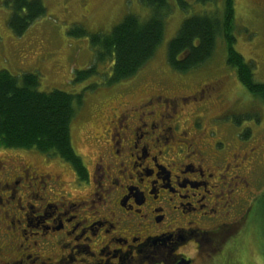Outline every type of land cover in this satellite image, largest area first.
I'll list each match as a JSON object with an SVG mask.
<instances>
[{
    "label": "flooded vegetation",
    "instance_id": "1",
    "mask_svg": "<svg viewBox=\"0 0 264 264\" xmlns=\"http://www.w3.org/2000/svg\"><path fill=\"white\" fill-rule=\"evenodd\" d=\"M206 91L126 102L92 137L96 156L79 154L83 171L10 165L0 145V264H230L237 240L217 237L252 218L260 152L224 140L218 120L184 119Z\"/></svg>",
    "mask_w": 264,
    "mask_h": 264
},
{
    "label": "rangeland",
    "instance_id": "2",
    "mask_svg": "<svg viewBox=\"0 0 264 264\" xmlns=\"http://www.w3.org/2000/svg\"><path fill=\"white\" fill-rule=\"evenodd\" d=\"M10 1L0 0V70H8L15 76L38 73L41 77L40 91L60 90L83 98L80 114L72 125L73 144L78 154L89 160L96 156L92 137L104 132L111 115H117L120 112L117 109H123L126 102L128 107L135 106L152 94H162L163 90L164 94L172 97H194L205 88L208 91L199 103L208 101L206 110L196 109L199 105L192 102L189 108L181 110L186 116L184 119H190L188 115L193 112L196 116L203 114L205 124L212 119L218 120L215 127H223L220 134L224 140L231 138V141L245 145L242 149L257 147L260 165L255 169V186H251V190L253 201L262 197L264 102L239 82L235 70L228 65L225 43L219 42L213 57L190 74L175 72L166 57L169 42L177 36L187 19L214 12L221 16L224 0L206 5L186 0L188 7L185 8L172 2L163 44L137 76L119 84L109 83L114 63H98L90 38L76 37L73 32L83 27L93 35L108 34L127 15L146 19L151 12L143 5V0H44L47 14L36 20L22 36H17L10 27ZM263 1L235 0L233 33L235 49L253 65L255 79L259 83H264V13L258 6ZM91 68L94 72L89 75L87 70ZM83 73L87 78L82 80ZM225 112L228 115L222 118ZM242 153L246 151L242 150ZM3 156L13 158L10 165H17L16 160H25L31 166L46 167L43 160L47 155L37 151L5 148ZM51 158L69 166L57 157ZM255 207L251 223L242 228L238 224L231 225L217 237V241L228 243L236 239L237 255L244 264H264V211L257 205ZM205 264L213 263L208 261Z\"/></svg>",
    "mask_w": 264,
    "mask_h": 264
},
{
    "label": "trees",
    "instance_id": "3",
    "mask_svg": "<svg viewBox=\"0 0 264 264\" xmlns=\"http://www.w3.org/2000/svg\"><path fill=\"white\" fill-rule=\"evenodd\" d=\"M196 1L206 5L218 0ZM172 2L188 7L186 0H143L151 12L146 19L127 15L108 34L93 35L83 27L73 33L76 37L90 38L98 63H114L110 84L126 82L143 70L163 44ZM10 3L9 24L17 36L25 34L36 20L47 14L44 0H11ZM234 30L235 0H224L221 16L214 12L191 17L183 23L168 44L167 62L175 72L190 74L213 57L222 41L226 45L228 65L235 70L239 82L264 102V83L256 81L253 65L235 49ZM87 71L89 75L94 72L92 68ZM82 75V80L87 78L86 73ZM40 86L38 73L15 76L8 70H0V145L57 157L76 171H83V158L77 153L72 137V125L80 114L83 98L60 90L42 92ZM256 205L264 211V194ZM229 257L230 264H244L237 255V245Z\"/></svg>",
    "mask_w": 264,
    "mask_h": 264
},
{
    "label": "water",
    "instance_id": "4",
    "mask_svg": "<svg viewBox=\"0 0 264 264\" xmlns=\"http://www.w3.org/2000/svg\"><path fill=\"white\" fill-rule=\"evenodd\" d=\"M187 264H189V262H187Z\"/></svg>",
    "mask_w": 264,
    "mask_h": 264
}]
</instances>
